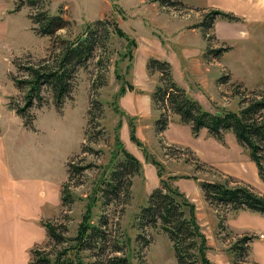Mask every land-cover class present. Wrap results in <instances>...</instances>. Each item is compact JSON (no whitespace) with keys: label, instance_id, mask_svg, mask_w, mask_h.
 <instances>
[{"label":"rangeland","instance_id":"obj_1","mask_svg":"<svg viewBox=\"0 0 264 264\" xmlns=\"http://www.w3.org/2000/svg\"><path fill=\"white\" fill-rule=\"evenodd\" d=\"M176 1V7H164L155 0H43L50 16L61 15L69 22L47 37L30 19L35 8L16 11V0H0V264H31L34 250L53 257L62 246L49 240L45 224L65 225L67 236L73 238L88 211L94 225L107 215L111 244L103 256L96 249L84 251L86 264H104L115 256H126L130 264H179L168 234L159 226L143 231L138 227L141 210L160 187L152 159L163 166L162 179L170 182L174 177L172 184L195 207L201 210L202 201L208 205L216 219L205 231L208 247L216 244L225 250L230 264H264V237L255 230L264 232V216L211 206L200 184H240L264 196V181L249 151L232 131L221 140L207 129L195 135L178 116H172L158 135L159 111L152 96L160 75L148 70L151 59L170 63L174 81L205 111L219 116L239 114L248 103L264 100V0ZM214 11L236 20L217 16L206 38L194 27ZM100 20L108 21L99 30L106 41L86 66L77 69L63 108H56L54 91L44 85L41 100L33 97L27 110L33 128L25 127L16 110L26 106L30 85L20 89L17 82L32 81L28 69L53 68L62 47ZM114 24L123 36L112 32ZM211 49L227 50L215 58L207 56ZM223 77L227 82L217 84ZM94 102L101 108L89 118ZM258 117L264 120V110ZM133 129L140 144L131 139ZM117 137L139 161L141 174L131 179L128 203L104 208L99 188L124 157ZM70 167L82 171L67 176L63 188L72 198L65 204L59 188ZM223 218L225 228L220 229ZM232 226L243 227L233 231ZM239 230L257 238L248 257L236 261L228 251L243 237ZM116 244L123 247L122 253L111 251ZM206 254L212 263L224 261L215 249ZM33 259L37 261V255Z\"/></svg>","mask_w":264,"mask_h":264},{"label":"trees","instance_id":"obj_2","mask_svg":"<svg viewBox=\"0 0 264 264\" xmlns=\"http://www.w3.org/2000/svg\"><path fill=\"white\" fill-rule=\"evenodd\" d=\"M155 1L164 7H176L178 5L176 0ZM42 5L43 0H16L15 10L20 11L24 6L35 8L37 13L30 19L37 25V32L42 36L53 37L57 31L69 26V22L61 15L50 16ZM217 16L229 21L236 20L233 15L214 11L207 15L200 24L195 25L194 28H201L207 38L209 31L214 27ZM107 22L101 20L95 22L75 42L63 46L53 68L28 69L31 71L32 81L17 82L16 85L20 89L23 88L22 85H30L26 106L24 109L16 110V114L25 120V127L33 128L32 119L30 120L31 116H29L27 110L33 104V97L40 99V91L44 85L54 91L56 108L58 110L63 108L65 100L69 98L72 92V81L77 69L86 66L93 59L97 48L103 46L106 41V39H101L99 30ZM112 32L123 36V32L115 24ZM208 42L210 41L208 40ZM131 46H134V44L130 43ZM226 50L211 49L207 51V56L218 58ZM128 51L132 60L133 50L129 49ZM148 70L151 75H160L159 83L152 96L155 108L159 111V119L156 122L158 135L163 134L167 129L172 116H178L181 123L191 125L192 132L195 135H198L202 129H207L211 135L221 140L224 133L232 131L239 144L249 151L252 160L257 165L259 175L264 181V120L262 121L258 117L264 110V100L248 103V107L243 108L239 114L228 112L219 116L205 111L199 102L190 98L186 90L174 81L170 63L151 59L148 62ZM117 78L121 77L117 75ZM226 82L227 77L218 80L219 84ZM93 88H99V85H93ZM130 88L133 89L131 86ZM91 104L92 106L88 112L89 118H92L93 113L101 108V104L98 102ZM131 139L133 142L140 144L134 129L131 131ZM116 145L120 148V152L123 153L124 157L117 168L111 172L110 179L106 182L103 181L99 188L104 208L111 206L113 203H128L131 198L129 189L132 185L131 179L137 174H141L139 161L125 150L119 138L116 139ZM152 162L158 169V175L161 179L160 187L152 193L148 204L140 212L138 217L139 230L143 231L147 227L155 229L159 226L173 242L179 264H198L199 262L201 264H215L207 257L208 241L198 223L195 205L172 184L174 177L169 178L170 182L167 179L163 180V166L154 159H152ZM195 162L199 164L197 161ZM78 171H82V169L74 170L70 167L68 169L69 178H73ZM103 184L104 187H102ZM200 184L205 200L211 206L224 207L229 209L232 214L248 211L264 216V196L256 193L252 187L238 184L236 188H229L227 184L222 182L207 181ZM63 198V202L66 201L65 204L72 198L69 192L65 194V188H63ZM226 220L225 218L221 219L220 229L225 228ZM45 227L47 228L49 240H52L56 246H62V249L53 257L44 255L42 251L34 250L32 251L31 264H86L83 258L84 251L96 249L98 250L97 253L103 256L110 249L111 241H109L107 233L108 218L105 214L101 216L99 224L94 225L91 224V212L88 211L78 227L77 235L73 238L67 236L65 225L46 223ZM256 238L244 234L229 249V254H232L236 261L248 257L251 243ZM123 250V247L118 244L111 246L113 253H122ZM33 254L34 256L37 255V261H34ZM104 264H130V262L126 256H115L110 257Z\"/></svg>","mask_w":264,"mask_h":264},{"label":"crops","instance_id":"obj_3","mask_svg":"<svg viewBox=\"0 0 264 264\" xmlns=\"http://www.w3.org/2000/svg\"><path fill=\"white\" fill-rule=\"evenodd\" d=\"M215 60V59H214ZM217 84H218V81H217ZM236 137V136H235ZM67 176H68V174L66 175V177L64 178V180L61 182V184H60V188H59V192H60V199H62V189H63V184H64V182L66 181V179H67ZM204 198V197H203ZM205 201H202V209L200 210L198 207H196V209H197V211H196V215H197V219H198V223H199V225H200V227H201V229H202V231L204 232V234L206 233L205 231H206V228H211L212 229V227L216 224L215 222H216V219H214V217H213V215L211 214V212L208 210V209H206V208H208L206 205H204L205 203H204ZM60 209V208H59ZM59 211V210H58ZM202 211V212H201ZM58 214V213H57ZM204 214V215H203ZM230 217V216H229ZM229 217H228V219H229ZM50 219V218H49ZM226 224L228 225V223L226 222ZM43 225V224H42ZM44 227V226H43ZM233 227V226H232ZM240 227H243V226H240ZM240 227H238V228H235V227H233L232 228V230L233 231H235V230H237V229H239ZM45 228V227H44ZM46 229V228H45ZM261 228H255V230L256 231H258L259 233H260V235L261 236H263L264 235V232H263V230L261 229ZM241 230H244V229H241ZM241 230H239L240 231V233H245V232H242ZM238 231V230H237ZM253 233H257V232H253ZM39 244L37 243L36 245H35V247L36 246H38ZM34 247V248H35ZM33 248V249H34ZM209 249H215L219 254H221V255H223V259H224V261L223 262H220V264H230L229 262H228V260H227V257H226V255L225 254H223L224 252L223 251H225V250H223V249H221V248H219L216 244H214L213 245V247L211 246V245H209V247H208V250ZM209 253V252H208ZM209 255V254H208Z\"/></svg>","mask_w":264,"mask_h":264},{"label":"built area","instance_id":"obj_4","mask_svg":"<svg viewBox=\"0 0 264 264\" xmlns=\"http://www.w3.org/2000/svg\"><path fill=\"white\" fill-rule=\"evenodd\" d=\"M264 236H261V238H263Z\"/></svg>","mask_w":264,"mask_h":264}]
</instances>
